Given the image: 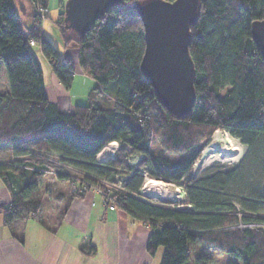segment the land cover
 Returning <instances> with one entry per match:
<instances>
[{"label": "trees", "instance_id": "1", "mask_svg": "<svg viewBox=\"0 0 264 264\" xmlns=\"http://www.w3.org/2000/svg\"><path fill=\"white\" fill-rule=\"evenodd\" d=\"M29 1L32 25L23 32L14 0H0V76L5 79L0 89V147L10 148L13 158L0 160V178L12 196L7 206H0L3 223L16 231L29 217L41 222L43 206L36 192L46 187V177L73 180L69 174L47 171L49 159L42 156H54L85 174L76 177L66 201L88 191L78 188L82 181L112 182L116 175H125L122 188H108L105 197L149 225L146 249L153 255L162 247L159 264L211 263L213 256L199 244L233 257L228 264H264V227H232L239 221L234 203L256 215H242V221H264V189L235 195L228 188L237 165L206 167L193 176L196 154L170 158L207 141L214 129L228 131L248 149L264 134V59L250 33L251 23L264 17V0H200L188 44L195 99L190 113L180 116L159 103L140 71L143 26L133 5L141 0H120L83 36L64 27L61 5L54 24L62 43L77 45L80 67L96 80L93 90H109L114 101L110 106L85 103L60 111L46 97L29 40L39 43L65 90L71 87L74 69L41 32L48 13L43 17L39 9H47L48 0ZM153 135L161 151L149 159ZM111 141L120 144L117 154L97 160ZM126 145L129 154L142 156L135 166L126 160ZM142 164L156 177L183 179L187 197L183 207L174 200L155 202L141 194Z\"/></svg>", "mask_w": 264, "mask_h": 264}, {"label": "crops", "instance_id": "2", "mask_svg": "<svg viewBox=\"0 0 264 264\" xmlns=\"http://www.w3.org/2000/svg\"><path fill=\"white\" fill-rule=\"evenodd\" d=\"M14 2L22 29L26 31L32 25L33 6L29 0H14ZM64 2V0H48L50 6H47V17L55 10V20ZM52 22L44 18L40 24L41 32L49 38L52 34L56 35V27ZM33 50L42 70L44 90L48 100L55 102L58 108L60 105L68 106L67 111L75 104H85L86 102H77V99H83L88 89L94 88L96 80L79 66L74 68L70 89L65 90L54 74L48 59L41 52L39 43L33 46ZM99 93L105 94L102 91ZM68 95L70 98L67 99ZM110 98L113 103V96ZM73 99H76L75 102H70ZM95 101L93 104L112 105V103L107 105L105 102ZM11 198L8 187L0 178V206H7ZM153 200L158 202L159 199ZM44 215L46 212L42 210L41 222L29 217L21 223L19 230L14 231L3 223L0 212V264H159L160 262L162 247H158L153 255L146 249L149 225L141 219L130 216L118 206L109 209L102 202L101 196L94 191H87L82 197L69 199L62 211L56 215V219L44 221ZM13 232L19 237H15Z\"/></svg>", "mask_w": 264, "mask_h": 264}, {"label": "water", "instance_id": "3", "mask_svg": "<svg viewBox=\"0 0 264 264\" xmlns=\"http://www.w3.org/2000/svg\"><path fill=\"white\" fill-rule=\"evenodd\" d=\"M119 1L65 0L64 27L83 36ZM199 6L200 0H141L133 5L143 26L140 71L159 103L175 116L190 113L195 99L194 63L188 44ZM250 33L264 59V17L251 23Z\"/></svg>", "mask_w": 264, "mask_h": 264}, {"label": "rangeland", "instance_id": "4", "mask_svg": "<svg viewBox=\"0 0 264 264\" xmlns=\"http://www.w3.org/2000/svg\"><path fill=\"white\" fill-rule=\"evenodd\" d=\"M53 1V0H50ZM58 1V0H56ZM65 1V0H64ZM57 4V2H56ZM50 4H48V7ZM56 16V11L53 10L50 14L49 17L47 18L49 21L54 22V18ZM52 22V23H53ZM25 32V30H22ZM56 35H51V40L54 42L55 46L58 49V52L61 57L69 59L70 63L74 68L79 67V62H78V47L75 43L71 42L68 45H64L60 39L59 32L57 28L55 29ZM5 86V79L4 76H0V89H3ZM78 90V89H76ZM79 91V90H78ZM73 92V90H72ZM112 96V93L107 90L105 91V94L95 92L93 88H89L87 93L84 94L83 99H77V102H86V103H95L97 102H105L107 105H110L112 103V99L110 98ZM70 98V96H67ZM77 97V95H76ZM72 98V97H71ZM73 99L70 102H75ZM81 100V101H80ZM69 103V102H68ZM68 106L63 107V105H60L58 108L60 111H67ZM73 107L70 108L72 110ZM226 130H212L210 137L207 141H200L196 143L193 148H191L189 151H187L184 154H178V155H170V158L172 159H183L184 157H191L193 154H196V157H199L203 151V153H208L212 152L214 154L215 159L209 163L208 166L206 167H219V166H236L237 165V174L235 175L233 181L229 185V191L234 193L235 195H240V194H246L251 192L252 190H263L264 189V134H261L256 142L253 144L251 148H247L246 145L240 142L239 138H236L232 136L230 133L225 132ZM230 139H233L236 144L239 145V154L235 158L232 159H225V156H220V153L223 151H229L232 152L231 146H230ZM161 151V146H160V141L156 135L152 136V141L150 143L149 147V154L152 157H156L157 153H160ZM117 150H115V153H113V156L116 155ZM128 153V152H127ZM11 154L10 148L6 147H0V160L1 161H6L9 159H13ZM112 152L110 150L103 152V154L100 155V159H102L103 155H111ZM11 156V157H10ZM128 157H131L130 162H128L130 165L135 166L138 164L142 156L140 155H134V154H127ZM44 160L46 161L49 159V164L47 165L50 169L55 170L56 173H64V174H69L71 179L73 180H58L52 175L47 176V181H46V187L42 190H39L36 192V197L40 199V202L43 206L44 213L46 212V215L43 216V220L45 221L46 219H56V215L58 212H61L63 209L64 204H66L67 200V195L70 192L71 188H74L75 184L73 183L76 177H80L81 174L78 173L75 169H72L71 167L61 164L55 160L56 157L54 156H42ZM196 157L194 159H196ZM97 158V155H96ZM43 160V159H42ZM41 161V160H39ZM210 159L206 162H209ZM144 164H142L143 166ZM205 167V168H206ZM202 172V171H201ZM200 172V173H201ZM162 181H166L162 179ZM153 185V183H151ZM149 184L150 190L158 193V191L161 192V194H152L147 193V195H150L151 198L154 199L157 198L160 200L164 199H170L177 201L173 197V190L172 187H170V194L167 195V193H164L166 188L165 186L154 183L152 186ZM160 189V190H159ZM91 191V190H88ZM167 195V196H166ZM66 201V202H65ZM181 202V201H179ZM117 207V206H116ZM115 207V208H116ZM199 246L204 249L208 254L213 256V260L209 264H228L230 259H234L228 254H221L217 253L214 250L209 249L206 245L204 244H199ZM235 260V259H234Z\"/></svg>", "mask_w": 264, "mask_h": 264}, {"label": "built area", "instance_id": "5", "mask_svg": "<svg viewBox=\"0 0 264 264\" xmlns=\"http://www.w3.org/2000/svg\"><path fill=\"white\" fill-rule=\"evenodd\" d=\"M39 12L44 17V15L47 13V9H44V10L39 9ZM29 44L31 46H34V45H36V42H35V40L30 39ZM216 130H219V129H216ZM225 132L229 133L228 131H225ZM119 145L120 144L118 141H112V142L107 143V145H105L104 147H109V150L112 152V154L111 155H103L102 159H100V155H97V160H105L107 158L113 157V153H115V150H117L119 148ZM124 148L127 150V152L130 151V147L128 145H126ZM149 159H152L151 155H149ZM207 159L208 160L210 159V161L206 162ZM214 159H215V157H214V154L212 152L208 153V151H207V153H203V151H202L201 155L199 157H196V159H194V161L192 163V166H191L192 175L197 176L201 172V170L203 168H205L206 166H208L209 163L211 161H213ZM126 160H127V162H130L131 157L126 156ZM47 171L49 173L55 172V170H52L50 168H48ZM77 172L81 174V177L83 175H85L84 172H79V171H77ZM138 172H139V174H141L143 176V182H142V185L140 187V192L142 195H147V193L152 194L151 192H153L154 194H161L160 191H158V193H156V192L150 190L149 187H151V186H149V184H151L153 182L165 186L164 188H166V189H164L165 190L164 193H167V195L170 194V187L169 186H171L172 190H173V193H171V194H173V197L176 200H178L177 206L178 207L184 206L183 203L185 201H187V197H186V185H185L182 178L179 180H172V179L166 180V179L162 178L161 176L156 177V176L149 173V168L146 165H143L142 167H140ZM124 177H125V175H116L114 177V179L112 180V182L107 181V180L102 179V178H97V181L99 183H90L87 181H82L80 184V187H78V188L79 189H87V190H91V191L96 192L97 194H99L101 196L102 202L106 206H108L109 209H115V207H116L115 204L110 202L111 200L108 199L107 197H105V193L107 194L109 192L108 188L121 189L122 188L121 184H122V180L124 179ZM162 179H164L166 181H162ZM100 183H103V185L105 186V189L100 185ZM154 183H153V185H154ZM147 196H150V195H147ZM161 196H162V194H161ZM179 201H181V202H179ZM234 206H235V214L238 216L239 221L237 224L233 225L232 227H238L239 229L264 227V221H262V222H257V221L245 222V221H242V219H241L242 215H249V216H256V215L254 213H249V212L244 211L238 204L234 203Z\"/></svg>", "mask_w": 264, "mask_h": 264}, {"label": "bare ground", "instance_id": "6", "mask_svg": "<svg viewBox=\"0 0 264 264\" xmlns=\"http://www.w3.org/2000/svg\"><path fill=\"white\" fill-rule=\"evenodd\" d=\"M230 140H231L230 141V146H231L232 152L223 151L222 153H220V156H223L224 155L226 160L227 159L229 160V159L235 158L237 156V154H239V150H240L239 145L236 144V142L233 139H230ZM108 150H109V147H104V148H102L100 150V152L97 155H101L103 152L108 151Z\"/></svg>", "mask_w": 264, "mask_h": 264}]
</instances>
